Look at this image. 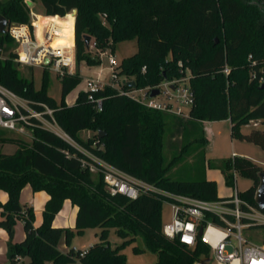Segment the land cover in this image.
Wrapping results in <instances>:
<instances>
[{
	"label": "trees",
	"instance_id": "1",
	"mask_svg": "<svg viewBox=\"0 0 264 264\" xmlns=\"http://www.w3.org/2000/svg\"><path fill=\"white\" fill-rule=\"evenodd\" d=\"M26 1L0 0V15L9 25L23 24L32 30L33 9ZM39 1L46 17L33 23L36 39L44 38V28L56 22L62 32L56 41L62 47L75 46L77 64L84 61L99 65L101 52L112 54L115 43L135 39L137 51L123 58L116 69L120 77L134 79L138 88L190 71L194 99L188 121L193 129L190 139L195 143L191 150L196 155L191 170L200 178L189 180L168 174L187 147L168 162L164 158L163 137L169 113L145 107L110 86L94 94L102 98L100 110L83 89L68 105L65 95L82 79L78 66L73 74L59 77L58 101L48 94L49 71L43 70L37 88L32 77L19 70L15 39L8 31L0 32V83L35 108H39L37 103L50 106L59 127L81 147L41 127L29 129L33 136L29 142L0 128V142L17 147L13 153L0 152V190L8 196L0 203V228L7 232L8 260L17 264L22 256L28 258V264H127L121 249L139 237L144 250L157 254L158 261L153 264H194L210 248L199 237L195 247L188 248L176 238L164 236L161 206L167 195L151 189L142 190L132 200L119 193L112 195L101 172L92 174L82 161L97 165L87 151L163 192L210 201L225 198L218 196L216 181L203 175L208 142L202 122L229 120L233 138L250 141L264 150L263 128L241 131L252 120L264 124V0ZM73 9L76 16H66ZM85 35L91 37L96 56L91 55V47L85 46ZM122 88L127 89V83ZM85 131L92 133L83 135ZM217 166L229 184L233 170L251 177L253 184L240 196L255 205L261 168L251 159L238 156L224 159ZM26 185L33 193L44 191L49 196L37 226L33 208L20 201ZM67 200L76 207L73 228L53 225ZM19 220L25 237L13 242ZM87 227L101 228L99 241L85 250L72 247L73 232L81 234ZM111 228L123 239L116 247L108 240ZM62 238L69 247L66 252L59 249ZM133 249L143 250L138 246Z\"/></svg>",
	"mask_w": 264,
	"mask_h": 264
},
{
	"label": "built area",
	"instance_id": "2",
	"mask_svg": "<svg viewBox=\"0 0 264 264\" xmlns=\"http://www.w3.org/2000/svg\"><path fill=\"white\" fill-rule=\"evenodd\" d=\"M6 31L17 43L15 61L18 64L41 66L43 70L48 69L59 77L64 73L75 72L71 71L74 62L73 66L69 64L58 49L48 44V40L55 36V32L48 27L43 31L45 41L43 44L37 41L34 28L30 30L27 25L7 24ZM104 54L106 52H101L100 56ZM107 59L110 81L101 77V70L94 77H84L86 81L83 90L87 92L96 109H101L102 98H96L94 94L105 86H110L150 109L165 111L176 116H189L194 94L189 86L188 69L178 78L164 79L157 85L138 88L128 85L129 81H135L134 79L118 75L116 68L119 64L115 63L113 55L107 54ZM178 65L183 67L181 61ZM142 71H145V68ZM227 71L228 68L225 73ZM124 83H127V89L122 88ZM153 89L158 90V95H150ZM37 104L39 108H35L29 100L20 97L0 83V128L28 135L29 129L41 127L53 131L63 140L81 149L69 134L59 127L53 109L45 103ZM85 153L96 161L97 165L82 161L83 164L88 166L91 172H101L106 188L112 195L119 193L132 200L136 199L142 190L148 189L167 195L165 201L170 208V219L162 223L164 236L170 239L176 238L188 248L195 247L199 237L210 248L208 254L202 255L194 264H207L209 253H212L216 264H264V210L244 200L238 190L235 189L230 197L214 201L186 194L163 192L153 185L137 181L133 176L94 157L91 153L87 151ZM234 156L236 155L232 157ZM201 228L202 233L199 234ZM247 231L255 233L259 240L246 237L244 232ZM226 247H232V251L227 252Z\"/></svg>",
	"mask_w": 264,
	"mask_h": 264
},
{
	"label": "rangeland",
	"instance_id": "3",
	"mask_svg": "<svg viewBox=\"0 0 264 264\" xmlns=\"http://www.w3.org/2000/svg\"><path fill=\"white\" fill-rule=\"evenodd\" d=\"M32 1V0H31ZM33 2V1H32ZM27 3V1H26ZM28 5V4H27ZM33 9L31 11L32 16V29L34 28L33 23H39L42 18L40 16H44L41 8V3L37 0L35 3L29 5ZM37 14V15H35ZM68 17L72 16V13L66 14ZM52 23V22H51ZM49 29L51 27V24ZM58 31H61L57 26ZM61 35V34H59ZM93 41H90L89 47H91V55L96 56V51L92 47ZM17 46V45H16ZM52 47L58 49L59 52L63 53V50L60 45L53 41ZM114 50L111 55L115 58V63L120 64V61L123 58L129 57V55L135 53L137 51L136 40L135 39H128V41H122L115 43ZM72 48L74 49V58H73V49L70 50L69 56L63 55L65 59L74 67L71 68V71L78 70L82 79L80 83L70 90L65 95V101L68 105H72L75 102L77 94L84 88L85 86V79L84 77L87 76H96V74L101 70L102 71V78L106 81H110L109 79V63H107V54H110V51H107L106 54L99 56L101 62L99 65L91 66L84 63V61H80L79 64L76 63L75 59V46L73 45ZM100 55V54H99ZM4 57V55H1ZM71 59V60H70ZM74 62V64H73ZM19 65V70L22 75L32 77V80L35 83V86L38 88L41 84V76L43 72V68L41 66H27V65ZM48 70V69H47ZM49 71V70H48ZM50 73V85L48 88V94L51 97H54L56 100L59 101L60 97V88L61 83L59 81V76L52 71ZM161 99V98H160ZM188 122V123H187ZM188 116H176L169 114L166 119V131L163 137V156L166 161H170L174 155L180 154L182 151L183 146H187L183 152H181L180 160L177 161L169 171V176L175 178H184L189 180H197L200 178L199 173H193L191 170L192 164L196 162V155L191 150L195 146L194 142H191V131H193L192 127L189 124ZM207 126V133L209 136V143L205 148V158H206V166L203 172V175L209 180H215L217 183L216 191L219 197H230L235 192V189L239 191V193L245 192L248 187L253 184V180L248 175H244L241 172L235 170L234 173L231 171V181L230 184L226 182L224 174L221 172L219 167L217 166L222 160L229 159L234 154L238 157H247L255 162L260 168L261 171H264V150L259 146L255 145L250 141H244L235 139L231 136V125L229 122L223 120H216L212 123H209ZM258 128L264 129V124L260 120H252L245 124L241 131L243 133H248L251 129ZM9 135L13 137H19L23 140L29 142L32 140V133L30 130L28 131V135H21L12 131H9ZM91 131L83 132V135L91 134ZM188 144V145H187ZM14 144L9 142H0V152L3 153H13L16 150ZM208 162H210L211 166H208ZM92 174H96L97 172H91ZM137 181H140L138 178L134 177ZM143 182V181H142ZM26 196H22V200L24 201ZM23 204V203H22ZM70 203L68 202L66 205L63 206L64 217L66 219V227L68 225L73 226L74 218H75V208L72 210L69 206ZM162 222L170 219V208L167 201L162 203ZM36 210H39L38 207ZM42 218L41 212L36 211V220L38 221ZM60 223V220L58 221ZM61 226V225H60ZM23 230V229H22ZM101 228L98 227H87L84 229L83 233L79 234L76 231L73 232L71 235L70 243L72 247L76 249L85 250L89 248L91 245L99 241ZM244 235L251 240H259L255 233L252 231L244 232ZM108 240L111 243L112 247H116L117 245L121 244L123 239L119 237L114 228H111L108 233ZM255 240V241H256ZM60 242H64L63 238L60 239ZM5 246L8 245L6 244ZM138 246L139 248L143 249L139 252H135L133 247ZM227 252L232 251V247H226L225 249ZM121 252L125 254V258L127 264H153L158 261L157 254L153 251L144 250L143 242L139 237H136L133 240V243L126 244L122 247ZM8 254L4 253L0 256V264H12L8 260ZM210 258L206 260L207 264H216L215 260L212 256V253H209ZM17 264H28L27 259H22Z\"/></svg>",
	"mask_w": 264,
	"mask_h": 264
},
{
	"label": "crops",
	"instance_id": "4",
	"mask_svg": "<svg viewBox=\"0 0 264 264\" xmlns=\"http://www.w3.org/2000/svg\"><path fill=\"white\" fill-rule=\"evenodd\" d=\"M42 8V7H41ZM35 15H37V14H35ZM55 16H58V15H55ZM44 17H46V16H40V18H42L41 19V21L40 22H42L43 20H44ZM59 18H62V17H60V16H58ZM39 22V23H40ZM52 25H51V27H53V28H55L57 25H56V22H52L51 23ZM55 42H57L56 40H55ZM58 43V42H57ZM59 44V43H58ZM60 45V44H59ZM60 47L63 49V50H67L68 52H70V50H72L73 48H71V47H62L61 45H60ZM64 53V52H63ZM62 53V54H63ZM69 56V55H68ZM71 60V59H70ZM223 121H226V122H229V124H230V121L229 120H223ZM213 122V121H212ZM211 121H203L202 122V126H203V128H204V135H205V137H206V140H207V142L209 143V136H208V133H207V124H209V123H212ZM26 196V198H25V200L23 201L22 200V196ZM20 201H21V203H23V204H27L28 206H30V207H32L33 208V212H35V221H34V226H37V225H39L40 224V222H41V220H42V218H40L38 221L36 220V211H38V212H41L42 211V208H43V206H44V204H45V202L48 200V198H49V196L44 192V191H37V192H32V190H31V187L29 186V185H26L22 190H21V192H20ZM7 194H6V192L5 191H3V190H0V203H2V202H5L6 200H7ZM70 203V201L69 200H67V201H65L64 202V204H63V206L64 205H66L67 203ZM69 206H71L70 208L73 210L74 208H75V211H76V207L75 206H73L71 203H70V205ZM38 207V209L39 210H36V208ZM41 214H42V212H41ZM60 220V223L58 222ZM53 225H55V226H62V227H66L65 225H66V219H65V217H64V211H63V207H62V209L60 210V212L56 215V217H55V219L53 220ZM74 225V224H73ZM69 227H72L73 228V226H70V225H68ZM67 226V227H68ZM14 229H15V233H14V238H13V242H19L20 240H22L24 237H25V232H24V228H23V222L21 221V220H19L16 224H15V226H14ZM23 229V230H22ZM7 240H8V236H7V232H6V230L5 229H1L0 228V256H1V254H3V252L4 253H8V248H7V246H5L6 244H7ZM59 244V249L62 251V252H66L67 250H68V248L69 247H67L66 246V244H64V242H60V243H58ZM75 248V247H74ZM27 259V261H28V258L27 257H19V262L22 260V259ZM18 262V263H19ZM29 262V261H28ZM47 264H51V263H47Z\"/></svg>",
	"mask_w": 264,
	"mask_h": 264
},
{
	"label": "water",
	"instance_id": "5",
	"mask_svg": "<svg viewBox=\"0 0 264 264\" xmlns=\"http://www.w3.org/2000/svg\"><path fill=\"white\" fill-rule=\"evenodd\" d=\"M33 2L31 0H27V4L28 6L30 4H32ZM77 10L76 9H73L72 10V14L74 16H76ZM7 24H8V21L5 17H3L2 15H0V32L3 33L6 31V27H7ZM90 41H91V37L88 36V35H85L84 36V43H85V46L87 48H90L89 47V44H90ZM128 85H131L132 87H135L136 86V83L135 81H129ZM151 96H155V95H158V90L157 89H153L150 93ZM100 132V130H99ZM254 202H255V205L258 206V208L260 210H264V171H260L259 172V184L256 188V193H255V197H254ZM202 233V228L199 230V234Z\"/></svg>",
	"mask_w": 264,
	"mask_h": 264
},
{
	"label": "bare ground",
	"instance_id": "6",
	"mask_svg": "<svg viewBox=\"0 0 264 264\" xmlns=\"http://www.w3.org/2000/svg\"><path fill=\"white\" fill-rule=\"evenodd\" d=\"M73 15V14H72ZM50 30L51 31H54L55 32V36H53V37H51L50 38V40H48V44L52 47V42L53 41H55L56 39H57V36L59 35V34H62V32L61 31H58V29H57V26L55 27V28H53V27H50ZM39 43H45V41H44V38H40V39H38L37 40ZM53 48V47H52ZM54 49H56V48H54ZM61 53V52H60ZM62 54V53H61ZM64 55H69V52L66 50L64 53H63ZM63 56V55H62ZM70 64V63H69Z\"/></svg>",
	"mask_w": 264,
	"mask_h": 264
}]
</instances>
